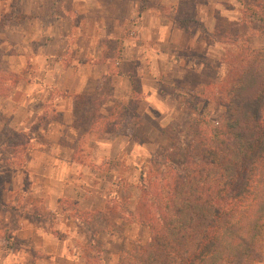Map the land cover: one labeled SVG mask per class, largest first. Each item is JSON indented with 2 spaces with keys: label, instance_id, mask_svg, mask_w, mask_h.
Returning <instances> with one entry per match:
<instances>
[{
  "label": "crops",
  "instance_id": "1",
  "mask_svg": "<svg viewBox=\"0 0 264 264\" xmlns=\"http://www.w3.org/2000/svg\"><path fill=\"white\" fill-rule=\"evenodd\" d=\"M154 2L141 11L140 0H0V49L9 52L2 61L7 71L21 72L0 107L7 118L0 131L27 133L31 145L24 166L7 170L24 171L30 182L64 180L77 172L74 158L84 141L96 163L154 145L142 132L164 129L186 83L190 92L201 88L197 64L180 55L198 45L191 24L210 25L212 33L217 15L196 0ZM182 11L190 21L185 27L174 19ZM46 106L57 118L37 124ZM20 237L27 239L26 229ZM261 242L255 264H264V228Z\"/></svg>",
  "mask_w": 264,
  "mask_h": 264
},
{
  "label": "rangeland",
  "instance_id": "2",
  "mask_svg": "<svg viewBox=\"0 0 264 264\" xmlns=\"http://www.w3.org/2000/svg\"><path fill=\"white\" fill-rule=\"evenodd\" d=\"M154 1L140 0V10L154 7ZM196 1L208 14H217L212 33L207 31L210 25L194 20L195 24L191 25L197 30L198 45L195 52L180 54L192 58V63L197 64L199 76L195 77V81H199L201 88L190 92L187 89L189 83H186V91L173 104L174 111L163 124L164 129L142 132L143 136L147 132L154 142L147 151L130 155L129 148H125L119 158L96 163L89 158L84 141L74 158L78 170L71 173L70 178L30 182L26 173H22L24 171L15 173V170L6 169L10 162L13 169L24 166L27 148L13 149V145L23 144V138H28L27 133L23 135L20 131H8L10 129L6 126L2 127L1 264H117L122 249L148 241V230L129 220V212L138 208L142 188L140 176L146 182L160 172L162 164L167 167L173 165L180 170L187 158H193L201 141L206 139L204 132L208 133V128H216L223 119L230 103L228 95L232 81L250 55L247 49L264 47V33L250 17V9L256 8L258 0ZM181 13L174 18L177 25H190L183 11ZM4 52L0 49V107L4 104L3 99L15 91L21 80L18 69L16 73L7 71L2 55L9 52ZM22 81L23 84L25 80ZM53 117L57 118L46 106L45 113L36 122L45 123ZM141 120L146 128L156 125L151 119ZM0 122H7L2 113ZM4 132L11 145L2 143L6 139ZM143 136L142 140H145ZM137 155L139 158L135 157ZM35 190L38 193H32ZM46 191L51 194H47V199L55 200L57 197L55 204L46 202ZM22 228L26 229L27 239L20 237Z\"/></svg>",
  "mask_w": 264,
  "mask_h": 264
},
{
  "label": "trees",
  "instance_id": "3",
  "mask_svg": "<svg viewBox=\"0 0 264 264\" xmlns=\"http://www.w3.org/2000/svg\"><path fill=\"white\" fill-rule=\"evenodd\" d=\"M250 17L264 33V0L250 9ZM247 51L250 55L232 81L223 119L204 132L206 139L193 158H187L180 170L162 164L160 172L146 182L140 176L138 208L129 212V220L146 228L150 236L143 244L122 249L117 264L261 261L264 47ZM4 137L2 143L10 144L5 132ZM23 142L13 149L28 148L29 138L25 136Z\"/></svg>",
  "mask_w": 264,
  "mask_h": 264
}]
</instances>
